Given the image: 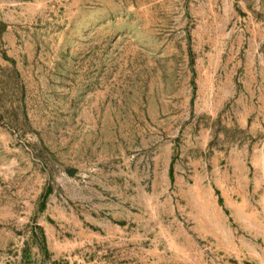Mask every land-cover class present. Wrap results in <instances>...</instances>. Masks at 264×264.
<instances>
[{
  "label": "rangeland",
  "instance_id": "1",
  "mask_svg": "<svg viewBox=\"0 0 264 264\" xmlns=\"http://www.w3.org/2000/svg\"><path fill=\"white\" fill-rule=\"evenodd\" d=\"M190 237L264 264V0H0V264Z\"/></svg>",
  "mask_w": 264,
  "mask_h": 264
},
{
  "label": "crops",
  "instance_id": "2",
  "mask_svg": "<svg viewBox=\"0 0 264 264\" xmlns=\"http://www.w3.org/2000/svg\"><path fill=\"white\" fill-rule=\"evenodd\" d=\"M218 236V235H212ZM183 254L178 249L177 252L172 253L170 256H163L158 257V260H156V263L161 264H204L203 260H199V257H201V252L199 253L198 245L195 244L193 238H189V240L186 243V246H184ZM160 255V254H157ZM182 259H184V262H182Z\"/></svg>",
  "mask_w": 264,
  "mask_h": 264
}]
</instances>
